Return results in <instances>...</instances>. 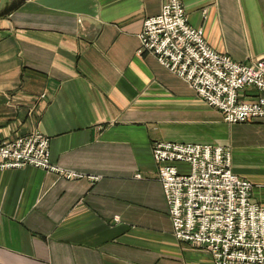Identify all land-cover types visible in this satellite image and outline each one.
<instances>
[{"label": "crops", "instance_id": "1", "mask_svg": "<svg viewBox=\"0 0 264 264\" xmlns=\"http://www.w3.org/2000/svg\"><path fill=\"white\" fill-rule=\"evenodd\" d=\"M163 1L0 0V140L39 130L51 163L83 175L0 171V264H213L173 235L158 141L229 146L232 171L264 202V119L225 122L137 54L143 21ZM182 1L216 52L237 62L264 54V0Z\"/></svg>", "mask_w": 264, "mask_h": 264}, {"label": "built area", "instance_id": "2", "mask_svg": "<svg viewBox=\"0 0 264 264\" xmlns=\"http://www.w3.org/2000/svg\"><path fill=\"white\" fill-rule=\"evenodd\" d=\"M144 53L182 78L225 122L264 119V54L237 62L216 52L203 29L190 25L182 0H164L158 14L145 18L137 49ZM246 88L256 93L241 98ZM152 154L177 240L205 249L213 264H264V202L232 171L229 146L158 141ZM176 163L187 164L188 172ZM27 166L68 180L83 177L51 163L49 138L39 130L0 140V171Z\"/></svg>", "mask_w": 264, "mask_h": 264}, {"label": "bare ground", "instance_id": "3", "mask_svg": "<svg viewBox=\"0 0 264 264\" xmlns=\"http://www.w3.org/2000/svg\"><path fill=\"white\" fill-rule=\"evenodd\" d=\"M251 183V182H250ZM252 184V183H251ZM252 189H253V185H252Z\"/></svg>", "mask_w": 264, "mask_h": 264}]
</instances>
